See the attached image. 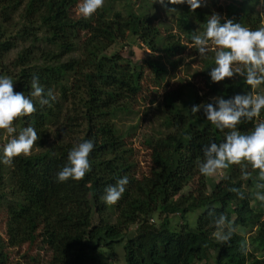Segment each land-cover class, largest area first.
<instances>
[{"label":"trees","instance_id":"1","mask_svg":"<svg viewBox=\"0 0 264 264\" xmlns=\"http://www.w3.org/2000/svg\"><path fill=\"white\" fill-rule=\"evenodd\" d=\"M80 1L0 0V75L11 77L14 91L25 95L37 76L45 91L51 89L56 97L51 107L35 101L36 112L14 121L16 134L32 126L40 139L29 156L0 164V211L6 216L0 264H24L11 260L8 249L25 245L49 252L45 264H104L102 249L114 251L119 246L124 264H264V205L255 200V174L244 180L240 166L234 165L224 170L229 179L219 183L201 176L203 146L220 143L225 133L205 120L202 109L191 110L214 96L252 95L253 88L238 75L212 83L210 54L202 60L209 98L203 101L190 82L164 89L161 129L144 136L152 165L150 174L142 177L134 170L135 149L127 142L136 126L131 134L118 123L121 115L133 111L145 70L149 68L160 86L168 73L160 59L183 52L187 45L181 37L191 43V36L203 31L210 7L220 9L225 19L255 29L264 24L255 16L258 0H204L194 12L186 5H168L177 9L178 33L171 28L166 34L152 18V10L161 6L152 5V0H144L138 9L129 0H105L88 20L75 16ZM119 40L142 41L162 54L138 66L131 58L109 52ZM253 123L240 125V131H251ZM51 133L54 140L47 144ZM85 139L95 144L89 156L91 170L82 180L57 182L56 173L69 150ZM125 176L129 183L121 199L111 206L102 203L106 186ZM188 187L193 190L182 194ZM232 187L244 198L230 191ZM170 202L179 229L171 227L166 213L160 224L150 222ZM199 211L194 225L195 216H189ZM220 214L236 228L229 243L220 244L212 235ZM238 229L253 233L247 239ZM245 243L247 254L242 249ZM23 257L31 264L42 261L29 252Z\"/></svg>","mask_w":264,"mask_h":264},{"label":"clouds","instance_id":"2","mask_svg":"<svg viewBox=\"0 0 264 264\" xmlns=\"http://www.w3.org/2000/svg\"><path fill=\"white\" fill-rule=\"evenodd\" d=\"M105 0H81L77 5L78 17L88 20L98 10L102 9ZM160 4L170 13H176L175 7L168 5H186L194 12L201 7L204 0H152ZM257 9H264V0H258ZM218 13L207 17L203 31L191 36L190 49L198 52L199 58H207L213 53L214 66L208 72L210 81L218 83L225 78L239 76L245 84L255 89L264 85V26L255 29L245 27L232 19H224ZM56 99L52 90L45 91L37 76L32 77L28 95L14 91V81L11 77L0 75V130L7 133V142L0 147V164L10 165L15 157H27L31 154L33 145L40 137L32 126L24 127L17 133L14 121L31 116L37 111L35 101L41 107H51ZM203 110L205 120L225 135L220 143L210 141L203 146V159L198 162V172L201 176L227 180L224 170L232 166H240L241 177L248 180L255 174V200L264 205V94L255 96L246 92L235 94L225 99L214 96L210 102L194 105L191 110L197 113ZM251 131L241 132L240 125L254 122ZM95 144L91 139H85L72 146L67 154V161L56 173L55 180L64 183L69 180L79 181L91 170L89 156ZM217 180V183H219ZM128 178L121 177L115 184L104 189L102 203L111 206L116 204L126 191ZM230 191L239 193L232 187ZM244 198L243 193H239ZM211 215L212 212H209ZM215 231L212 233L220 243H229L236 232L233 221L224 214L214 220ZM242 249L247 254L245 243Z\"/></svg>","mask_w":264,"mask_h":264},{"label":"rangeland","instance_id":"3","mask_svg":"<svg viewBox=\"0 0 264 264\" xmlns=\"http://www.w3.org/2000/svg\"><path fill=\"white\" fill-rule=\"evenodd\" d=\"M143 1L144 0H129V4L134 5L135 8L138 9V6L142 4ZM221 2H225V0H222ZM79 3H81V1ZM77 5L74 7L75 16H77ZM209 10L210 15L213 13H218L223 18L222 20L225 19L224 13H222L217 7L212 6L209 8ZM21 11L22 10H20L19 12ZM19 14L17 13L16 17H19ZM151 14L153 20L155 21L156 25L160 27L163 34H166V31L171 28L173 29V32L178 33L174 21L176 18L175 13H169L168 10H165L163 7L158 6L152 10ZM255 16H261L264 21V9L256 8ZM200 31L201 29L198 30V33H200ZM181 38L182 42L187 45L183 52L175 55L171 59H167L166 57L160 59V61L166 66L168 70V73L164 80L161 82V85H156L151 71L149 70V68H146V76L143 80V90L137 96L135 102L133 103V111L131 113L121 115L120 118H118V123L124 131L129 130L132 134L134 131L133 128H135L136 126L137 132L134 134V136H129L127 142L135 149L136 167L134 170L139 177L149 175L151 171L152 164L150 158V150L143 143V141L146 134H150L153 131L157 132L161 129L160 126L163 119L161 101L162 95L165 91L164 89H173L182 83L190 82L192 85H194L195 89L199 91V94L203 98V101L206 100L204 98H209L210 96V91L206 84L205 77L202 75V71L204 70L202 60L204 57L199 58L198 52L195 49L188 48L191 43L187 42L186 38H184L183 36ZM109 52H117L122 54L126 58H131L138 66H145L143 62L146 59L155 58L158 57L159 54H162L157 52L154 53L142 41L132 42L131 40H119L110 48ZM15 53L16 52L11 53L9 55V58L11 59L12 57H14ZM210 54L213 55L212 52L208 53V55ZM257 94H264V85H260L258 88L253 89L252 95L255 96ZM6 135V132L4 133V135L0 133V143L4 144L5 142H7V139L9 137ZM54 137L55 136L51 133L49 136V140H47V144L51 143L54 140ZM226 174L227 172H225V175ZM217 180H219V176L213 178L214 182H217ZM211 186L212 185L208 187V194L211 193ZM191 190L193 189L188 187L183 190L182 194H188V191ZM177 198L178 197H175L174 200ZM172 207L173 206L171 205V202L167 203L165 206V210L163 209L158 211L150 219V222L153 224H160L165 218L166 214H168L170 216L171 227L173 229H179L178 217L173 216L170 213ZM199 213L200 211L189 216L190 219H193V216H195L196 220L194 222V225H196L197 223ZM5 217L6 216L4 210L0 211V233L3 236H5ZM238 231L246 236L247 239H249V236L253 233L251 229H238ZM8 251L10 252L11 260H21L24 262V264H31L30 261L26 259V257H23V255L28 252L31 255L40 256L42 263L40 262L39 264H45L47 259L49 258V252L44 250L39 251L33 248L30 250L28 245H25L22 248H11L8 249ZM258 255L262 256L261 253H258ZM123 256L124 252L122 247L120 246L116 247L114 251L109 249H102L101 261L104 264H124Z\"/></svg>","mask_w":264,"mask_h":264}]
</instances>
